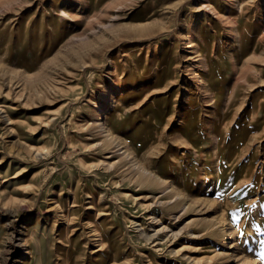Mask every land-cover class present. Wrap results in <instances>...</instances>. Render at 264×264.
Listing matches in <instances>:
<instances>
[{
	"label": "rangeland",
	"instance_id": "374dc122",
	"mask_svg": "<svg viewBox=\"0 0 264 264\" xmlns=\"http://www.w3.org/2000/svg\"><path fill=\"white\" fill-rule=\"evenodd\" d=\"M0 264H264V0H0Z\"/></svg>",
	"mask_w": 264,
	"mask_h": 264
},
{
	"label": "bare ground",
	"instance_id": "6f19581e",
	"mask_svg": "<svg viewBox=\"0 0 264 264\" xmlns=\"http://www.w3.org/2000/svg\"><path fill=\"white\" fill-rule=\"evenodd\" d=\"M104 108V106L100 109V111H99V115H102L103 114V109ZM104 129V128H103ZM105 131V130H104Z\"/></svg>",
	"mask_w": 264,
	"mask_h": 264
}]
</instances>
